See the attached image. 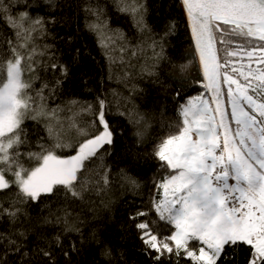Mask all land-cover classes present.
Segmentation results:
<instances>
[{
  "label": "snow or ice",
  "instance_id": "obj_1",
  "mask_svg": "<svg viewBox=\"0 0 264 264\" xmlns=\"http://www.w3.org/2000/svg\"><path fill=\"white\" fill-rule=\"evenodd\" d=\"M178 3L202 66V80L197 83L209 95L205 98L201 93L179 104L178 132L162 139L154 151L160 167L171 170L156 182L162 196H154L146 210H137L129 219L153 264L173 260L179 264L182 258L187 264H236V252L244 247L249 249L245 264H264V0ZM112 4L131 16L138 32L151 33L145 18L146 0H112ZM56 6L55 0H0V20L13 32L4 41L7 51L0 48V192L15 196L7 207L0 202V220L7 218L13 224L28 217L24 205L45 204L50 209L45 202L61 193L65 199L83 201L86 192L100 195L110 185V169L103 163L105 146L113 143L107 118L112 109L106 98L98 96L95 105L70 100L71 115L61 120L58 112L63 109L46 104L54 98L55 88L43 83L39 90L33 89L41 68L59 71L55 85L68 74L67 66L55 59L52 45L35 42L48 34V23L55 21L32 10ZM21 7L24 10L18 11ZM83 11L86 28L97 35L110 63L117 59L123 63L128 42L121 30L109 27L105 7L88 2ZM174 30L175 24L170 23L159 36H150L147 46L154 64L143 66V73L156 75L154 68L165 58L164 41ZM143 50L137 45L132 55ZM42 60L47 62L42 65ZM186 69L187 65L179 66L181 73ZM26 73L30 74L27 78ZM83 113L91 117L86 124L80 119ZM42 118L46 141H38V151L22 153L28 144L25 121ZM66 150L74 154H60ZM24 159L35 161V166L26 168ZM96 162L97 167H90ZM90 173L98 178L91 179ZM121 178L134 189L140 186L124 173ZM69 215L65 209L62 217H44L42 225L54 227L63 222L64 233L78 232L69 225ZM158 222L169 227L168 234H162ZM37 239L45 244L44 248L37 244V251L55 264L53 249L64 251L61 234L48 240L40 233ZM0 245V264H10L8 253L23 247L2 232Z\"/></svg>",
  "mask_w": 264,
  "mask_h": 264
},
{
  "label": "trees",
  "instance_id": "obj_2",
  "mask_svg": "<svg viewBox=\"0 0 264 264\" xmlns=\"http://www.w3.org/2000/svg\"><path fill=\"white\" fill-rule=\"evenodd\" d=\"M88 2L103 5L109 27L124 33L128 50L122 54L123 63L118 59L110 63L97 35L86 28L83 9ZM55 3V8L32 10L46 20L54 18L55 21L48 23V34L35 42L41 46L52 45L55 59L67 66L68 74L59 85H55L53 79L54 76L60 78L59 71L53 73L41 68L36 73L39 78L34 79L33 89L39 90L43 83L55 88L54 98H49L46 104L50 109L58 105L63 109L58 112L61 120L71 115L67 108L70 100L95 105L98 96L106 98L112 109L107 118L113 130V143L105 146L107 153L103 163L110 169V185L100 195L93 191L86 192L83 201L65 199L61 193L45 202L51 205L50 209L45 204L24 205L28 217H21L16 224L7 218L0 220V232L23 245L20 252L8 253L7 259L10 264H49L48 259L37 251V244L40 248L45 247L44 242L37 239L43 233L48 240L54 234H61L64 251L59 247L53 249L55 264H153L129 217L137 210H146L154 196H162V190L157 189L156 182L161 181L171 170L160 167L154 151L162 139L178 132L182 120L179 104L201 93L209 95L197 83L202 80V67L189 22L178 0H146L145 18L151 33L138 32L131 16L118 12L112 0H55ZM17 10L24 9L21 7ZM87 19L91 20L92 17L88 16ZM170 23L175 24V30L164 41L165 58L154 68L156 75L149 76L142 72V67L154 64L153 53L147 46L150 36H159ZM12 36V30L0 20V48L4 51H7L4 41ZM137 45H141L144 50L137 51L133 56L132 50ZM46 62L41 61L42 65ZM180 65H187L183 73L179 70ZM28 75L26 73L25 78ZM114 91L118 95L113 96ZM177 92L180 93L179 97L176 96ZM45 95H48L47 90ZM73 110H78V106ZM121 112L124 115H120ZM129 115L131 121L137 122H131ZM80 119L86 124L91 117L83 113ZM45 123L43 118L25 121L28 144L21 148L22 153L38 151V141H46ZM138 132L142 135L137 136ZM60 154L74 153L66 150ZM23 162L26 168L35 166V161L24 159ZM98 163L90 167L95 168ZM121 173L138 181L139 188L134 189L123 182ZM90 177L93 180L98 178L95 173H90ZM12 199H15L12 193L0 192V202L6 207ZM65 209L70 213L67 217L69 225L78 228V232L64 233L63 222L54 227L42 225L44 217L52 220L55 216L62 217ZM151 218L156 219L154 215ZM157 227L162 230V234H168L167 225L158 222ZM20 231H24L26 236H19ZM73 244L76 246L75 251L72 250ZM25 251L28 255L22 256L21 253ZM65 251L67 256L64 255ZM248 251L247 247L237 250L236 264H245ZM105 252L110 255H105ZM171 264H175V260ZM179 264H187V261L182 258Z\"/></svg>",
  "mask_w": 264,
  "mask_h": 264
},
{
  "label": "rangeland",
  "instance_id": "obj_3",
  "mask_svg": "<svg viewBox=\"0 0 264 264\" xmlns=\"http://www.w3.org/2000/svg\"><path fill=\"white\" fill-rule=\"evenodd\" d=\"M197 56H198V52H197ZM198 59H199V57H198ZM202 67V66H201ZM205 98H207V96H205Z\"/></svg>",
  "mask_w": 264,
  "mask_h": 264
}]
</instances>
